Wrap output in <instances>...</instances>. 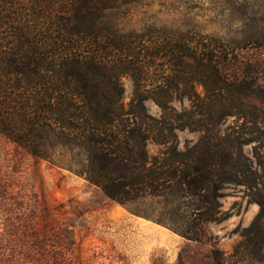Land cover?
I'll list each match as a JSON object with an SVG mask.
<instances>
[{
	"label": "trees",
	"instance_id": "trees-1",
	"mask_svg": "<svg viewBox=\"0 0 264 264\" xmlns=\"http://www.w3.org/2000/svg\"><path fill=\"white\" fill-rule=\"evenodd\" d=\"M143 1L0 0V135L119 203L176 187L195 202L177 229L188 240L222 219V190L241 187L257 211L228 257L264 261V33L249 52L193 30L127 29ZM122 75L133 86L126 106ZM185 129L200 135L180 150L175 131ZM148 139L166 145L151 160Z\"/></svg>",
	"mask_w": 264,
	"mask_h": 264
},
{
	"label": "rangeland",
	"instance_id": "rangeland-1",
	"mask_svg": "<svg viewBox=\"0 0 264 264\" xmlns=\"http://www.w3.org/2000/svg\"><path fill=\"white\" fill-rule=\"evenodd\" d=\"M151 24L210 34L250 52L246 44L264 33V0H144L122 20L127 29ZM120 83L126 106L132 81L122 75ZM172 104L180 107L177 101ZM144 105L153 117L160 115L151 100ZM231 123L232 118H224L218 131ZM175 135L182 150L200 132L185 129ZM165 147L148 139V159ZM243 150L248 153L250 147ZM59 156L85 165L83 155ZM218 201L222 219L203 221L202 239L188 240L177 229L185 228L195 202L181 197L176 187L119 203L83 176L0 135V264H233L228 254L257 205L247 202L241 187L227 186Z\"/></svg>",
	"mask_w": 264,
	"mask_h": 264
}]
</instances>
